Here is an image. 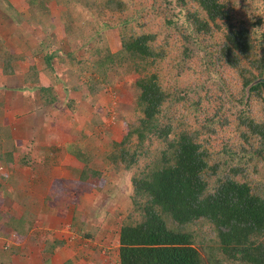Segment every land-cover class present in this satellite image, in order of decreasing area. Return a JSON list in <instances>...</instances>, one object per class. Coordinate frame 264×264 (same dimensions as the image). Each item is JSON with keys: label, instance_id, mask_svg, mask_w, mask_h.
Here are the masks:
<instances>
[{"label": "trees", "instance_id": "trees-1", "mask_svg": "<svg viewBox=\"0 0 264 264\" xmlns=\"http://www.w3.org/2000/svg\"><path fill=\"white\" fill-rule=\"evenodd\" d=\"M21 5L23 14L0 0V11L15 10L14 26L43 36L15 52L0 33V74L26 66L23 98L66 113L64 150L83 164L78 182L116 197L102 217L107 228L96 226L114 235L115 247L102 250L111 264H264V0ZM105 96L111 111L101 107ZM81 101L93 118L73 134ZM110 116L118 129L103 128ZM6 144L0 166L34 165L30 145ZM60 188L45 201L51 212L74 203ZM34 221L0 185V236L20 241ZM85 225L73 236L94 241ZM48 239L40 264L63 246ZM13 254L14 246L4 250L5 263Z\"/></svg>", "mask_w": 264, "mask_h": 264}, {"label": "crops", "instance_id": "crops-1", "mask_svg": "<svg viewBox=\"0 0 264 264\" xmlns=\"http://www.w3.org/2000/svg\"><path fill=\"white\" fill-rule=\"evenodd\" d=\"M8 1L19 11L20 8L16 5L20 4V0ZM21 9L24 10L23 7ZM3 21L5 22V20ZM25 68H22L24 71H20L21 66L15 67L14 75L11 77L0 74V128L5 126L9 129L8 136L11 144L15 143L19 147H27V143L31 147L35 163L28 168V177L19 182L18 195H13L11 202L13 208H25L34 214L35 221L29 234L20 241L14 240L13 237L6 239L0 236V264H5L4 250L12 246L15 247L16 254L11 255L10 261L6 262V264H38V261L40 264L39 251L43 247L44 241L48 238V240L56 239L63 242V246L58 248L50 258L51 264H63L68 260H72L74 264H94L95 261L84 262L83 258L78 256L79 250L76 248H79L77 244L80 243L79 239L81 238L73 236L72 227L75 225V230H78V226L82 221L86 224L85 228L87 230H84L85 232H90L89 230L97 225L101 227L100 208L95 212L96 207L92 206L96 203V198H99L101 194L95 191L94 188L82 187L78 179L83 169V164L79 163L64 150L65 144L72 139L66 132L71 126L69 121H66V113L60 114V112L56 111L58 114H54L51 107L34 108L31 98H23L20 89L23 85ZM79 104L82 105L84 102L81 101ZM49 108L51 113L47 112ZM81 117L82 114L74 115V122H78L79 125L72 126L74 129L73 134L77 133V131H80L79 134L86 132L83 128L85 122L88 121ZM90 117L92 118V114L89 115ZM91 118L89 122L92 120ZM14 127H17L16 130H14ZM5 138L0 135V140L4 144L6 143ZM3 166L6 167V165ZM5 181L0 179V183L3 185H5ZM71 184L78 187L73 189V192H70L74 205L69 208L68 212H51L48 208L49 205H46L45 201L51 195H55L56 189L59 187L62 188L64 186L66 188L71 186ZM10 186H16V184L10 183L6 185V187ZM54 187L55 189L53 190ZM82 189L87 192L77 196L78 191ZM102 195L104 196V194ZM102 198L100 197L101 200ZM76 207L79 212V219L74 224L73 216L76 212L74 211ZM87 208L93 211L92 219L85 212ZM91 220L93 222H90ZM97 231L100 230L98 229ZM101 233L104 234L105 232L101 230ZM92 242L97 247L95 240Z\"/></svg>", "mask_w": 264, "mask_h": 264}, {"label": "rangeland", "instance_id": "rangeland-1", "mask_svg": "<svg viewBox=\"0 0 264 264\" xmlns=\"http://www.w3.org/2000/svg\"><path fill=\"white\" fill-rule=\"evenodd\" d=\"M21 1V0H20ZM20 4L19 5H16L20 11L21 14L25 13V11L23 9H21L22 5H21V2H19ZM17 4V3H16ZM53 12L55 15H58V9L53 7ZM17 10V9H16ZM18 11V10H17ZM8 15L10 17H12L13 19L16 17L15 16V10H11L8 12ZM6 16L5 14L1 13L0 11V16L3 17L5 20L4 21H1L2 25L0 26V33L1 35H9L10 36V42H12V44L10 45V47L13 48V50L15 52H25L26 49H27V46L29 44V42H31V40H34V39H38L41 38L43 35H41L40 33H37V32H28L30 29L26 28V26L24 24H21L20 26H14L11 22H10V19H9V16ZM8 17V18H7ZM13 34H15V36H13ZM108 35L111 36V34L109 33ZM26 41L28 42V44L26 43ZM31 45V44H30ZM35 45V44H34ZM23 67H26V66H23ZM20 71H24V69H20ZM120 86L122 87V85H117L115 88L118 90L120 88ZM120 91V89H119ZM122 92L124 93V89H122ZM111 96H113L114 98L117 96L116 93L112 92L111 93ZM119 98V97H118ZM113 99V98H111ZM116 99V98H115ZM117 101V100H116ZM101 103V107L104 108L105 111H111V108L108 106V96H105L104 98L101 99L100 101ZM113 102V101H112ZM114 103V102H113ZM115 104V103H114ZM111 106L113 104H110ZM54 114H58L56 113L57 110L55 109H52ZM61 111H67L66 108H62L60 109ZM79 111H77L76 114H82V119L85 118L86 121L88 122H85L84 124V128L83 130H86L88 129V126L87 124L90 123L89 120V115L90 114H93V109L90 108L87 104H83L80 106V108L78 109ZM48 113H51V109L49 108ZM52 112V113H53ZM93 118V117H92ZM91 118V119H92ZM79 119V118H77ZM94 120V119H93ZM105 122L103 125V128L106 130V129H114L116 130V127L118 129L119 127V124L115 121H113V118L112 116H110L108 119H105ZM77 123V122H76ZM12 125V124H11ZM79 125V123H78ZM76 126V124L74 125ZM17 127H14V130H16ZM13 129V128H12ZM98 131V130H96ZM8 128L5 127V126H2V128H0V135L6 137V143H7V146H6V149L9 148V143L11 142L10 140H7V135H8ZM78 134L80 133V131H77ZM11 146V145H10ZM8 166L4 167V166H1L0 167V179L3 177V178H6V181L4 182L5 185H2L3 187V190L5 192V199L7 200V202L10 204L11 201H12V198L11 197V190L13 189L14 191L12 192V196L15 195L17 196L18 195V187H19V182L24 180L25 177H28V174L29 172L26 170L23 171V169H20L18 168L17 166H9V168H7ZM3 174V175H2ZM121 182H124L123 180ZM16 184V186H12L11 188H6V185L7 184ZM18 184V185H17ZM78 187L77 186H74L71 184V186H67L66 188L64 186H62L61 191L63 193H65V197H68V198H72V196L70 195V192H73V189H77ZM109 188V187H107ZM56 191H60L58 189H56ZM84 192H87L85 189H82L81 191H78L77 193V196L81 193H84ZM101 194V193H99ZM9 196V197H8ZM113 195H110L108 194H104L101 195L100 197H103L102 200L99 198H96V203H94L92 206L93 207H96V211H98V208H100V217H104L105 216V213L106 211H110V212H113V209H115V207H118L119 205L118 204H115L114 200H116V197H112ZM104 198H106L105 200H103ZM71 205H74L71 204ZM98 206V207H97ZM78 207V206H77ZM78 211V209H77ZM85 212L87 214H89L88 216L90 217V219L93 218V211H90L88 208L85 209ZM98 219V218H97ZM105 229L107 228L106 225L103 226ZM109 230V229H108ZM91 233L94 234V236L96 237L95 239V242L97 243V247H95L92 243V241H88V240H85V239H79L80 240V243L77 244V246H79V248H76L79 250V254L78 256L81 258H83L84 262H88L90 263V261H95L94 264H111V257H106L105 255L102 254V250H108L112 247H115V245L111 246V243L110 241H112L114 239V235L113 233H105V234H102L101 231H97L96 229V226L93 227L91 230ZM61 235V234H60ZM83 247V249H82ZM99 253V254H98ZM6 264V263H5Z\"/></svg>", "mask_w": 264, "mask_h": 264}, {"label": "clouds", "instance_id": "clouds-1", "mask_svg": "<svg viewBox=\"0 0 264 264\" xmlns=\"http://www.w3.org/2000/svg\"><path fill=\"white\" fill-rule=\"evenodd\" d=\"M256 29H253V31H255Z\"/></svg>", "mask_w": 264, "mask_h": 264}]
</instances>
